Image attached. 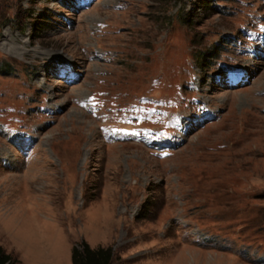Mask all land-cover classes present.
<instances>
[{
    "label": "rangeland",
    "instance_id": "obj_1",
    "mask_svg": "<svg viewBox=\"0 0 264 264\" xmlns=\"http://www.w3.org/2000/svg\"><path fill=\"white\" fill-rule=\"evenodd\" d=\"M195 1L0 0V247L16 264H71L81 242L111 264H264L263 39L224 44L264 7Z\"/></svg>",
    "mask_w": 264,
    "mask_h": 264
},
{
    "label": "trees",
    "instance_id": "obj_2",
    "mask_svg": "<svg viewBox=\"0 0 264 264\" xmlns=\"http://www.w3.org/2000/svg\"><path fill=\"white\" fill-rule=\"evenodd\" d=\"M230 0H196L195 4L198 8L201 10H205L206 12H212L214 10L216 12V6H218V3H225ZM264 7V0H260ZM242 3V2H241ZM251 2H243V5L248 6ZM213 11V13H214ZM226 14V13H225ZM249 21L247 23L241 24L239 26L238 32L239 34L232 35L228 39L225 40L224 44L227 45H233L236 43L237 40H239L240 36L243 35L242 29L244 27H247L250 32H260L262 33L261 25L264 22V12L263 14L257 13V11H250L248 12ZM179 19L184 21V24L189 25L191 23V19L187 17H183L179 14ZM212 54L211 52H202L196 55L195 63L196 66L201 69L202 71H205L206 69H209L213 65L212 59H206V57ZM217 58V54L215 56ZM214 60V59H213ZM207 61L208 63H204ZM12 68L8 64H0V74H6L11 73ZM80 247V248H78ZM71 264H111L113 257H114V251L112 248H101L98 247L96 249H90V247L85 243L81 242L80 245H77L71 249ZM0 264H16V261L13 260L12 256L10 254H7L4 249L0 247Z\"/></svg>",
    "mask_w": 264,
    "mask_h": 264
},
{
    "label": "bare ground",
    "instance_id": "obj_3",
    "mask_svg": "<svg viewBox=\"0 0 264 264\" xmlns=\"http://www.w3.org/2000/svg\"><path fill=\"white\" fill-rule=\"evenodd\" d=\"M82 113V112H81Z\"/></svg>",
    "mask_w": 264,
    "mask_h": 264
}]
</instances>
